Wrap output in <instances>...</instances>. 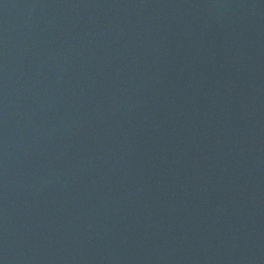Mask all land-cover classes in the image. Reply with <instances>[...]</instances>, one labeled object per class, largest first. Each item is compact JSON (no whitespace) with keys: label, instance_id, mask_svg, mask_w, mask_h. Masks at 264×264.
<instances>
[{"label":"water","instance_id":"95a60500","mask_svg":"<svg viewBox=\"0 0 264 264\" xmlns=\"http://www.w3.org/2000/svg\"><path fill=\"white\" fill-rule=\"evenodd\" d=\"M0 264H264V0H0Z\"/></svg>","mask_w":264,"mask_h":264}]
</instances>
